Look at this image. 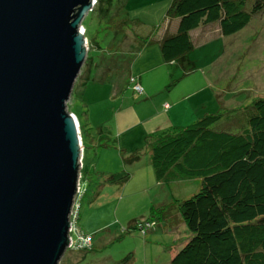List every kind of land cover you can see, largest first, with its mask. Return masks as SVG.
<instances>
[{"label":"rangeland","instance_id":"1","mask_svg":"<svg viewBox=\"0 0 264 264\" xmlns=\"http://www.w3.org/2000/svg\"><path fill=\"white\" fill-rule=\"evenodd\" d=\"M172 1L95 0L82 22L89 50L68 110L81 123L84 145L74 227L91 241L67 249L60 264H122L128 255L125 264H168L170 251L192 235L185 224H158L145 235L127 230L152 204L198 192L200 180L159 184L150 144L179 121L187 126L211 114H224L214 128L236 132L246 108L264 97V10L228 36L219 22L201 25L185 58L165 62L160 39L179 23L167 16ZM122 170L131 176L104 181Z\"/></svg>","mask_w":264,"mask_h":264},{"label":"water","instance_id":"2","mask_svg":"<svg viewBox=\"0 0 264 264\" xmlns=\"http://www.w3.org/2000/svg\"><path fill=\"white\" fill-rule=\"evenodd\" d=\"M95 0H0V264H60L84 145L68 110Z\"/></svg>","mask_w":264,"mask_h":264},{"label":"trees","instance_id":"3","mask_svg":"<svg viewBox=\"0 0 264 264\" xmlns=\"http://www.w3.org/2000/svg\"><path fill=\"white\" fill-rule=\"evenodd\" d=\"M250 1L173 0L167 16L179 18V23L160 41L163 60L185 58L193 49L191 32L201 25L219 22L224 36L245 28L264 10V0H252L249 6ZM245 113L247 122L236 132L214 128L224 114H211L150 144L160 184L200 180L198 192L152 204L149 214L127 230L141 231L146 222L152 223L150 230L158 224L163 229L185 224L192 235L170 264H264V97L254 99ZM130 176L122 170L104 181L116 183Z\"/></svg>","mask_w":264,"mask_h":264},{"label":"built area","instance_id":"4","mask_svg":"<svg viewBox=\"0 0 264 264\" xmlns=\"http://www.w3.org/2000/svg\"><path fill=\"white\" fill-rule=\"evenodd\" d=\"M83 32H85V30ZM135 89L137 91H142V87L140 84H137ZM77 122L79 123L78 118H77ZM79 125H80V123H79ZM79 192H80V190H79ZM75 205H76V203H75ZM75 205H74L72 215H71V245H70V248L79 247V248L84 249L88 245V242L91 241V237L90 236L84 237L83 233L79 234L78 229L77 230L75 229V227H74L75 217H76L75 216ZM151 227H152V223H150V222H146L143 225H140V229H141V232H143V234H145ZM73 232L76 233V238H74L72 236Z\"/></svg>","mask_w":264,"mask_h":264},{"label":"crops","instance_id":"5","mask_svg":"<svg viewBox=\"0 0 264 264\" xmlns=\"http://www.w3.org/2000/svg\"><path fill=\"white\" fill-rule=\"evenodd\" d=\"M211 24V23H210ZM220 30H221V27H220ZM218 33H220V32H218ZM222 33V32H221ZM166 34H164V36H165ZM164 36H162L161 37V39L160 40H162V38L164 37ZM187 121V120H186ZM180 123V121L179 122H177V124H173L174 126H172L173 128H177V127H182L181 125H183L184 126V124H179ZM184 123H186V122H184ZM158 182V181H157ZM159 183V182H158ZM160 184V183H159ZM173 197H175V196H172V198ZM182 224V223H181ZM180 224V225H181ZM178 246H177V248L176 249H172L171 251H170V254H169V257H173V255L178 251ZM89 251V250H88ZM87 251V252H88ZM93 251H95V250H93ZM168 264H170V262H168Z\"/></svg>","mask_w":264,"mask_h":264},{"label":"clouds","instance_id":"6","mask_svg":"<svg viewBox=\"0 0 264 264\" xmlns=\"http://www.w3.org/2000/svg\"><path fill=\"white\" fill-rule=\"evenodd\" d=\"M79 120V119H78ZM80 123V122H79Z\"/></svg>","mask_w":264,"mask_h":264}]
</instances>
